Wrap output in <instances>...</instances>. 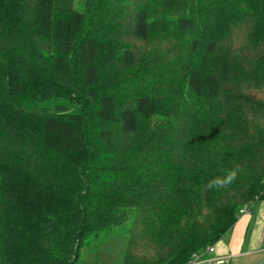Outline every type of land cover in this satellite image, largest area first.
<instances>
[{"label": "trees", "instance_id": "1", "mask_svg": "<svg viewBox=\"0 0 264 264\" xmlns=\"http://www.w3.org/2000/svg\"><path fill=\"white\" fill-rule=\"evenodd\" d=\"M261 200L264 0H0V264L128 214L123 264H187Z\"/></svg>", "mask_w": 264, "mask_h": 264}, {"label": "crops", "instance_id": "2", "mask_svg": "<svg viewBox=\"0 0 264 264\" xmlns=\"http://www.w3.org/2000/svg\"><path fill=\"white\" fill-rule=\"evenodd\" d=\"M246 213H241L230 231V238L223 240L227 232L213 245L215 255L227 256V264H261L264 259V200L258 201Z\"/></svg>", "mask_w": 264, "mask_h": 264}, {"label": "rangeland", "instance_id": "3", "mask_svg": "<svg viewBox=\"0 0 264 264\" xmlns=\"http://www.w3.org/2000/svg\"><path fill=\"white\" fill-rule=\"evenodd\" d=\"M121 31L124 34V41L132 39L126 29L121 28ZM257 203L260 204V202ZM257 203L254 209H256ZM126 217L118 224H114L109 228L87 237L84 246L77 252L78 259L75 264H123L126 241L131 237L137 236L138 225L132 221L133 215L130 216L128 214ZM229 238L230 231L227 232L223 240L225 241ZM127 253L129 254L130 252ZM133 254L136 255L134 258L137 261L143 255L140 250H135Z\"/></svg>", "mask_w": 264, "mask_h": 264}, {"label": "built area", "instance_id": "4", "mask_svg": "<svg viewBox=\"0 0 264 264\" xmlns=\"http://www.w3.org/2000/svg\"><path fill=\"white\" fill-rule=\"evenodd\" d=\"M249 211L248 206H244L240 209V213H246ZM214 245H208L203 251L193 254L192 258L187 262V264H227V256L215 255ZM264 264V259L261 261Z\"/></svg>", "mask_w": 264, "mask_h": 264}, {"label": "clouds", "instance_id": "5", "mask_svg": "<svg viewBox=\"0 0 264 264\" xmlns=\"http://www.w3.org/2000/svg\"><path fill=\"white\" fill-rule=\"evenodd\" d=\"M235 175H236L235 171H231L223 179L217 178L215 180L210 181L209 187H211L212 185H216L219 187L223 184H227L235 178Z\"/></svg>", "mask_w": 264, "mask_h": 264}]
</instances>
